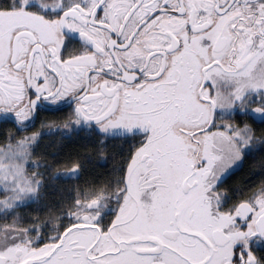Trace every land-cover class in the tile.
<instances>
[{
    "label": "snow or ice",
    "instance_id": "1",
    "mask_svg": "<svg viewBox=\"0 0 264 264\" xmlns=\"http://www.w3.org/2000/svg\"><path fill=\"white\" fill-rule=\"evenodd\" d=\"M0 264H264V0H0Z\"/></svg>",
    "mask_w": 264,
    "mask_h": 264
},
{
    "label": "flooded vegetation",
    "instance_id": "2",
    "mask_svg": "<svg viewBox=\"0 0 264 264\" xmlns=\"http://www.w3.org/2000/svg\"><path fill=\"white\" fill-rule=\"evenodd\" d=\"M54 140H55V137H53V142H54ZM108 151L110 152V153H115V154H121L123 151H124V147L121 145V144H119V141H110L109 142V145H108ZM94 158V157H93ZM93 158H91L89 161H90V163H92V160H93ZM98 164H100V165H102V166H106L105 165V162H103V161H100V162H98ZM52 191L53 192H55V193H58L56 190H55V186H52Z\"/></svg>",
    "mask_w": 264,
    "mask_h": 264
},
{
    "label": "trees",
    "instance_id": "3",
    "mask_svg": "<svg viewBox=\"0 0 264 264\" xmlns=\"http://www.w3.org/2000/svg\"><path fill=\"white\" fill-rule=\"evenodd\" d=\"M93 157H94V155H93V156H88V155H83V154H82L81 159H82V162L85 164L86 168L91 167V164H92V163H90L89 160H90L91 158H93ZM97 166L100 167V168L105 167V166H102V165H100V164H97ZM59 194H60V193H55V192H53V191H50V192H49V195H51V196H56V195H59Z\"/></svg>",
    "mask_w": 264,
    "mask_h": 264
}]
</instances>
